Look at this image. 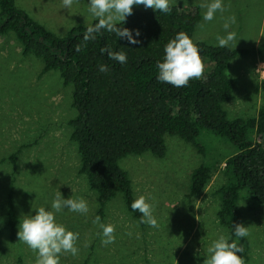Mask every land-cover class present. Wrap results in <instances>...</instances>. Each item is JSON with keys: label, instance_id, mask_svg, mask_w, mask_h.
I'll return each instance as SVG.
<instances>
[{"label": "rangeland", "instance_id": "obj_1", "mask_svg": "<svg viewBox=\"0 0 264 264\" xmlns=\"http://www.w3.org/2000/svg\"><path fill=\"white\" fill-rule=\"evenodd\" d=\"M87 2L74 0L70 9L64 7L63 0H16V5L49 31L64 37L74 27H89L95 22L87 11ZM212 2L170 0V6H198L203 15ZM223 6L224 11L217 12L213 21L202 19L193 41L218 46L217 37L227 35L224 25L228 23V31L236 39L226 46L248 50L263 46L264 0H223ZM133 11L153 10L134 6ZM244 13L246 25L240 22ZM231 17H235L234 24ZM242 23L239 32L238 24ZM263 58L264 54L252 51L231 62L227 74L238 83L233 99L224 104L230 120L257 116L264 99L258 90L264 79ZM203 62L204 75L211 61L208 58ZM44 68L42 59L24 55L15 33L0 34V264H35L32 250L18 239L15 243L11 240L10 196L22 221L25 214L48 207L58 195L83 198L89 207L83 215L68 209L57 215L58 222L79 233V254H63L61 264H203L212 240L221 234L230 235L219 217L222 200L218 191L227 182L225 165L216 169L198 196L188 198L192 175L202 165L234 156L236 146L204 128L199 143L206 152L201 154L183 139L166 135L163 158L147 152L128 155L119 163L132 181L135 198L144 196L154 206L158 227L151 228L134 218L121 193L101 213L99 194L80 173L78 145L71 138L69 122L77 116L74 87L66 86L58 71L44 73ZM241 197V219L250 235L249 246L239 241L243 249L240 255L245 264H264V220L255 215L257 207L248 189H242ZM97 216L101 223L114 226V243H101L100 226L94 223Z\"/></svg>", "mask_w": 264, "mask_h": 264}, {"label": "trees", "instance_id": "obj_2", "mask_svg": "<svg viewBox=\"0 0 264 264\" xmlns=\"http://www.w3.org/2000/svg\"><path fill=\"white\" fill-rule=\"evenodd\" d=\"M170 7L168 14L133 11L126 23L119 25L140 30V43L129 45L103 30L94 40L85 41L88 27L81 25L64 37L58 36L19 9L16 0H0V34L15 33L24 55L42 59L44 73L58 71L64 84L74 87L73 108L77 116L69 122L71 138L78 145L80 173L86 175L90 188L99 194L101 213L121 193L128 211L140 221V213L130 207L136 199L132 181L119 165L126 156L151 152L163 158L166 135L177 136L204 154L206 150L199 143L204 128L228 138L237 153L226 161L200 166L192 175L188 198L198 196L216 169L225 165L227 182L218 191L222 200L219 217L231 234L233 226L243 224L238 206L242 189H248L257 207L255 215L264 220V99L256 117L230 120L224 104L233 99L238 80L229 78L227 72L238 56L252 51L262 56L264 44L248 50L200 42L197 45L202 50L201 58H209L210 70L186 87L162 84L156 79V65L163 59L164 46L178 32L193 38L203 19L198 6ZM102 49L124 52L128 62L121 65L110 60ZM100 65H106L108 71L101 72ZM258 90L264 95V79ZM18 153L13 154V161ZM8 204V226L15 243L19 218L11 196ZM240 242L249 246L247 237Z\"/></svg>", "mask_w": 264, "mask_h": 264}, {"label": "clouds", "instance_id": "obj_3", "mask_svg": "<svg viewBox=\"0 0 264 264\" xmlns=\"http://www.w3.org/2000/svg\"><path fill=\"white\" fill-rule=\"evenodd\" d=\"M74 0H63L66 9L72 7ZM87 11L96 21L90 25L83 39L94 40L96 34L102 30L114 33L119 40H125L129 45L140 43L139 29L120 27L126 23L127 17L133 15V8L143 6L154 12L168 14L172 11L170 0H88ZM224 11L223 0H213L207 6L203 14L205 22L213 21L217 12ZM235 23V17L230 18ZM226 36H218V46L223 48L229 42L236 39L235 34L228 31L229 24L224 25ZM77 51L80 48L77 47ZM107 52L110 60L121 65L128 62L126 53ZM162 61L156 65L158 75L156 79L162 84H169L175 88L186 87L191 80L201 78L204 73V62L201 58V49L197 43L184 32H178L175 37L164 46ZM101 72L108 71L106 65H100ZM133 212L140 213V223L147 224L151 228L158 227V221L154 215V206L148 202V198L140 196L134 199L130 205ZM64 209L78 214H86L89 211L85 199H65L62 195L54 198L48 207L41 206L24 215V219L17 225V239L25 244L35 254V264H61L63 254H71L73 257L79 254L77 242L79 233L69 230L65 225L58 222L57 215L62 214ZM94 223L99 224L101 229V243L109 245L115 242V228L111 224H103L97 216ZM0 224L3 220L0 219ZM234 231L230 235H219L206 248V258L203 264H245L242 256L243 249L239 241L250 235L249 229L243 224L233 226ZM235 236V240L231 237Z\"/></svg>", "mask_w": 264, "mask_h": 264}, {"label": "crops", "instance_id": "obj_4", "mask_svg": "<svg viewBox=\"0 0 264 264\" xmlns=\"http://www.w3.org/2000/svg\"><path fill=\"white\" fill-rule=\"evenodd\" d=\"M246 15H247V13H244V14H243V17L240 18V22L244 21V24H245V25H246V22H247V20H246V18H247ZM242 28H243V23H242L241 25L238 24V31H239V32H241V31L243 30ZM230 67H231V66H230Z\"/></svg>", "mask_w": 264, "mask_h": 264}]
</instances>
